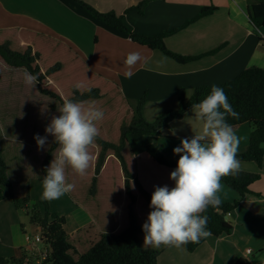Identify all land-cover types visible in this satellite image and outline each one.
<instances>
[{"label":"crops","instance_id":"0c3cea01","mask_svg":"<svg viewBox=\"0 0 264 264\" xmlns=\"http://www.w3.org/2000/svg\"><path fill=\"white\" fill-rule=\"evenodd\" d=\"M81 1L100 12L112 11L122 16L132 31L145 35H158L180 28L196 18L203 7L216 8L211 15L192 22L166 38L167 47L184 56H198L215 51L197 61L180 64L161 51L136 44L125 34L95 20L72 0H0V29L27 28L63 40L94 71L118 83L134 108L146 94L147 100L142 112L148 122L156 121L167 110L177 109L182 90L188 99L197 87H211L213 84L220 87L248 67L264 68V30L251 24L247 12L248 0H151L143 13L133 9L143 0ZM131 52H139L142 60L129 69L124 60ZM0 70L8 76L25 71L24 68L10 67L4 61H0ZM129 70L133 75L126 78L125 72ZM6 84L9 89L14 86L9 78L6 79ZM38 97L47 100L50 107L55 105L56 110L59 109V104L53 99L41 94ZM13 113L4 112L3 121L12 119ZM46 126L0 125L14 133L5 138L18 145L34 148H38L34 136H45ZM22 127L29 128L32 134L30 138L26 139L19 133ZM201 129L202 121L190 110L182 119L172 122L169 128L164 129V136L155 138L154 145L168 161L177 162L179 156L173 153V149L180 145L181 139L191 138L199 134ZM253 129L250 123H246L235 131L240 141L237 153L247 149ZM53 140L54 137H48V143L40 149L42 159ZM0 147L3 146L0 144ZM133 147L138 160L139 179L151 195L156 186H174L170 173L175 168L156 163L140 145L133 143ZM2 155L12 184L9 161L4 150ZM239 171L257 173L261 178L250 186L254 194L247 195L238 208L227 215V220L233 225L232 233L221 237L210 236L192 253L183 247L170 246L159 256L158 264H234L242 257L252 264H264V161L262 168L253 162H240ZM29 188L32 207L43 199V186L38 196L31 186ZM13 194L19 197L14 188ZM217 195L223 203H233L239 198L235 191L222 183ZM5 196L0 202V257H20L25 253L27 262L31 255L38 256L42 246L28 242L26 237L29 235L32 238L39 234L40 228L31 225L36 229L34 233L25 227L22 229L25 219L29 220L28 217L24 211L14 207L7 189ZM61 201L64 205L56 208L55 199L50 200V210L65 218L71 211L77 220L80 218L81 224L73 232L88 223H95L88 213L89 219L82 217L83 209L67 193L61 197ZM40 210L43 208L40 207Z\"/></svg>","mask_w":264,"mask_h":264},{"label":"trees","instance_id":"16d2710c","mask_svg":"<svg viewBox=\"0 0 264 264\" xmlns=\"http://www.w3.org/2000/svg\"><path fill=\"white\" fill-rule=\"evenodd\" d=\"M92 18L125 34L134 43L159 50L180 64L197 61L202 57L184 56L171 51L166 38L176 34L196 20L209 16L215 7H203L199 15L184 26L158 35H145L132 31L123 17L114 12H100L91 5L72 0ZM151 0H143L136 8L143 13ZM130 9V10H133ZM248 17L251 24L264 30V0H248ZM0 61L14 68H24L39 75L37 91L56 101L61 106L64 100L95 104L104 111L103 120L97 123L100 135L90 149L93 159L85 176L66 168V182L75 185L67 193L70 199L92 216L95 223H88L72 234L64 230L66 218L50 210V200L31 203L28 189L22 198L15 197L7 175V165L0 150V202L5 190L14 207L24 210L31 225L40 228L47 245V264H158L159 256L170 246L159 248L143 245L142 225L146 222L151 194L142 185L138 176V160L133 143L140 145L158 164L176 168L177 162L168 161L154 145V139L164 136L163 130L176 120L182 119L191 110V105L203 100L211 90L209 86L197 87L186 99L182 90L177 109L165 111L154 122L143 116L146 94L134 108L118 83L94 71L87 61L69 44L51 35L27 28L0 29ZM81 84L80 89L76 88ZM224 89L239 119L228 118L236 131L241 125L250 123L254 129L244 152L237 153L239 162H253L259 168L264 161V68L248 67L237 77L220 86ZM90 89V91H89ZM51 111L56 110L51 105ZM58 145L53 140L41 165L43 178L52 162ZM261 178L260 174L239 171L235 176L224 177L222 184L235 191L239 198L233 203L221 202L219 207H209L208 228L213 237L229 235L233 225L227 215L234 211L249 194L250 186ZM40 207L43 210H40ZM24 229V225L22 226ZM189 243L182 246L192 253L204 243ZM26 254L20 257L1 258L0 264H27ZM28 260L29 257H28ZM234 264H252L240 258Z\"/></svg>","mask_w":264,"mask_h":264},{"label":"clouds","instance_id":"9594fccd","mask_svg":"<svg viewBox=\"0 0 264 264\" xmlns=\"http://www.w3.org/2000/svg\"><path fill=\"white\" fill-rule=\"evenodd\" d=\"M141 60L139 52H131L124 64L131 69ZM132 75L131 70L125 72L126 78ZM24 82L36 87L39 75L25 69ZM81 87L79 83L76 85L77 89ZM191 110L202 121V129L191 138L181 139L180 145L173 149L179 156L170 173L174 186L155 187L150 201L152 210L142 225L144 246L181 248L212 236L207 210L221 204L217 193L222 179L239 172L240 141L227 122L229 117L239 119V113L233 109L224 89L213 84L210 93L191 105ZM57 112L45 128L46 135L34 136L38 149L48 143V135L59 146L42 181L45 200L59 199L74 189V184L66 182V168L81 177L86 175L93 159L90 149L100 135L97 123L104 118V111L95 104L69 99L64 100Z\"/></svg>","mask_w":264,"mask_h":264},{"label":"rangeland","instance_id":"374dc122","mask_svg":"<svg viewBox=\"0 0 264 264\" xmlns=\"http://www.w3.org/2000/svg\"><path fill=\"white\" fill-rule=\"evenodd\" d=\"M8 78L14 83V86L10 89L6 84V79L8 80ZM39 95L36 87L25 84L24 73L8 76V74H2L0 70V125H48L52 116L58 115V110L51 111L50 104L47 105V100L45 99H39ZM10 111L14 112L13 118L8 121H3L4 112L9 114ZM19 133L26 139L32 136L27 127H22ZM13 134L14 133L7 128L0 127V144L3 146V149L0 147V150H4L5 156L9 161V177L12 180L15 194L19 196L18 198L24 197L31 186L36 196H38L41 193L42 187L41 165L43 159L41 158V150L30 146L25 147V145H18L5 138ZM50 136L51 135H48V137ZM54 205L56 208H60L64 205L61 201V197L55 199ZM82 211V217L89 219L91 215H87L84 209ZM66 219L64 230L69 232L68 234H72L73 230L77 228V226H80V218L77 220V217L73 216L71 211H69ZM25 221L24 227L27 228L29 232L34 233L36 230L35 227L31 226L29 220L25 219ZM37 232L39 233V231ZM35 255L36 254L29 257L30 260L27 261V264H39V256ZM41 264L47 263L43 262Z\"/></svg>","mask_w":264,"mask_h":264},{"label":"built area","instance_id":"2783aa9c","mask_svg":"<svg viewBox=\"0 0 264 264\" xmlns=\"http://www.w3.org/2000/svg\"><path fill=\"white\" fill-rule=\"evenodd\" d=\"M26 239H27L28 242L33 243L34 245L42 246V249H40L41 251L38 253V256H39L38 263L41 264V263L45 262L47 260V257H48L47 249H46L47 245L45 244L42 235L41 234H37V235L33 236L32 238L28 235L26 237ZM43 247H44V250H43Z\"/></svg>","mask_w":264,"mask_h":264}]
</instances>
